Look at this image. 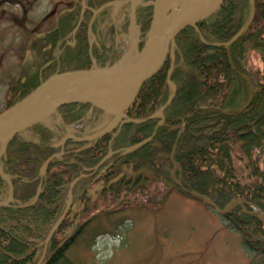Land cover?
<instances>
[{
	"label": "trees",
	"instance_id": "trees-1",
	"mask_svg": "<svg viewBox=\"0 0 264 264\" xmlns=\"http://www.w3.org/2000/svg\"><path fill=\"white\" fill-rule=\"evenodd\" d=\"M81 1L71 0L53 19L46 16L32 27H24V52L19 70L7 83L6 108L58 69H88L90 53L99 66L110 57L101 30L109 7L92 17L93 10L114 0H84L83 18L73 35ZM254 2L248 30L228 48L225 44L250 18L251 0H222L196 27L186 26L178 33L170 75L175 92L163 110L164 124L159 125L157 117L143 122L129 120L115 134L93 142L68 139L57 148L53 147L56 134L42 124L30 128L36 140L12 137L1 160L0 197L11 187L12 200L0 206V264H81L70 255L89 250L99 235L116 236L126 216L134 218L128 213L131 208L153 212L137 199L144 191H134L136 179L142 183L140 189L145 188L146 180H159L169 192L200 200L185 193L183 187L208 197L220 209L242 199L264 211V0ZM152 11L150 5L136 9L141 48ZM91 20L96 42L89 48ZM69 40H74L73 44ZM169 63L143 83L126 111L127 119H145L167 102L171 95L166 78ZM249 97L248 105L241 109ZM90 108L88 103H71L61 107L58 115L68 124L90 115L96 119L103 113L96 107L90 113ZM148 137H152L151 143L126 151ZM109 152L102 165L108 169L94 171ZM174 163L180 168L176 177L182 187L172 178ZM121 171L125 176L107 186ZM97 182H103L97 195L103 196L107 206L85 218L97 207L90 195ZM68 201V213L55 227ZM117 206L129 215H117ZM246 209L251 210L247 205ZM221 216L239 234L244 249L257 258L253 260L264 264V224L260 219L241 205Z\"/></svg>",
	"mask_w": 264,
	"mask_h": 264
},
{
	"label": "rangeland",
	"instance_id": "rangeland-1",
	"mask_svg": "<svg viewBox=\"0 0 264 264\" xmlns=\"http://www.w3.org/2000/svg\"><path fill=\"white\" fill-rule=\"evenodd\" d=\"M70 1L0 0V114L7 109V83L19 70L24 52V27H32L46 16L53 19ZM90 121L93 120L88 118L85 128L92 131L109 118L105 115ZM101 186L97 184L90 190L97 207L89 210L85 218L107 206L103 196L97 195ZM137 199L153 212L131 208L128 213L134 216L133 222L127 216L124 226L116 230L122 238L108 234L97 237L93 248L83 256V264H258L253 260L256 257L242 246L239 234L202 201L174 191L169 193L161 183L151 185ZM116 208L120 209L117 215H129L120 206Z\"/></svg>",
	"mask_w": 264,
	"mask_h": 264
},
{
	"label": "water",
	"instance_id": "water-1",
	"mask_svg": "<svg viewBox=\"0 0 264 264\" xmlns=\"http://www.w3.org/2000/svg\"><path fill=\"white\" fill-rule=\"evenodd\" d=\"M220 3L221 0H218L217 5L210 9L207 8L205 3L201 9L184 19H181L180 15L183 0H169V5L167 8L163 5L158 6L157 3H155L153 4L154 9L150 29L147 35V43L152 40L159 26V20L163 13L166 14L168 11H170V20L163 27L162 41L152 58L130 65L111 66L90 70L65 68L53 73L29 95H27L17 106L10 109L9 113L0 115V159L5 154L8 142L15 134L27 129L33 124L45 121L59 107L65 105L66 103L87 101L91 104L101 107L106 113L117 115L116 119L85 139L93 140L113 130L120 122L122 114L134 102L143 82L160 71L168 56L171 57L170 69L168 71L169 79V74L174 64L175 37L178 32L185 26L195 25L200 20L209 16L218 8ZM251 5L252 11L248 23L225 45L226 48H228L242 33L246 32L249 28L254 13V0H251ZM60 78L71 80V90L68 93L55 98V100L46 110H44L42 113H39L37 110L38 103L51 92L53 84ZM101 82H112L130 86L126 91L125 98L118 109L107 111V109L91 100H82L79 98L87 87ZM149 140V138L145 139L130 149L139 148L149 142ZM117 178L118 177H116L114 180ZM204 201L209 203L219 212L226 210H220L210 200L204 199ZM69 206L70 205L67 204L56 225L61 223L67 213ZM257 217L261 220H264V213L257 211Z\"/></svg>",
	"mask_w": 264,
	"mask_h": 264
},
{
	"label": "bare ground",
	"instance_id": "bare-ground-1",
	"mask_svg": "<svg viewBox=\"0 0 264 264\" xmlns=\"http://www.w3.org/2000/svg\"><path fill=\"white\" fill-rule=\"evenodd\" d=\"M218 0H183L182 8L180 11L181 19L187 18L199 9L202 8L203 4L206 3L208 9L213 8L217 5ZM159 4L167 8L169 5V0H159ZM170 20L169 14H164L159 20V26L152 38V40L145 46L144 50L133 57L126 56L125 61L141 62L149 58H152L155 54L158 46L160 45L163 37V27ZM72 82L71 80L58 79L51 89V92L43 98L37 106L39 113L46 110L52 102L60 95L68 93L71 90ZM128 86H118L117 88L111 86L110 84H96L87 87L79 98L82 100H91L105 109L115 110L117 109L125 98ZM246 107V106H245ZM244 108L243 106L241 109ZM10 112V111H9ZM6 112V113H9ZM5 113V114H6Z\"/></svg>",
	"mask_w": 264,
	"mask_h": 264
},
{
	"label": "flooded vegetation",
	"instance_id": "flooded-vegetation-1",
	"mask_svg": "<svg viewBox=\"0 0 264 264\" xmlns=\"http://www.w3.org/2000/svg\"><path fill=\"white\" fill-rule=\"evenodd\" d=\"M133 176H135V174H133ZM142 178H143V177H142ZM142 178H141V179H142ZM135 182H137V185L134 187V189H137L138 186H140L142 183H141L140 181L138 182L137 179L135 180Z\"/></svg>",
	"mask_w": 264,
	"mask_h": 264
}]
</instances>
